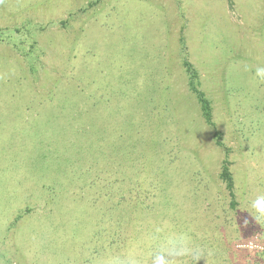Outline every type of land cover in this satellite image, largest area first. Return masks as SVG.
I'll use <instances>...</instances> for the list:
<instances>
[{
	"label": "rangeland",
	"instance_id": "obj_1",
	"mask_svg": "<svg viewBox=\"0 0 264 264\" xmlns=\"http://www.w3.org/2000/svg\"><path fill=\"white\" fill-rule=\"evenodd\" d=\"M262 69L264 0H0V264H264Z\"/></svg>",
	"mask_w": 264,
	"mask_h": 264
},
{
	"label": "trees",
	"instance_id": "obj_2",
	"mask_svg": "<svg viewBox=\"0 0 264 264\" xmlns=\"http://www.w3.org/2000/svg\"><path fill=\"white\" fill-rule=\"evenodd\" d=\"M184 66H185V70L187 72L188 75V86L190 88V90L194 93V95L196 96L199 105H200V109L202 112V116L205 120V122L212 126L213 122L211 119V107H210V103L209 100L205 97L204 92L198 87V81L197 80V72L196 70L193 68V66L191 65L190 62H188L187 60H184ZM218 132L214 133V135H217ZM217 144L220 145L221 143L219 141H217ZM219 177L220 179L225 182V186L230 194L231 197H233V179H232V175L231 172L229 171V168L227 166V163L224 162L221 168V171L219 173Z\"/></svg>",
	"mask_w": 264,
	"mask_h": 264
},
{
	"label": "clouds",
	"instance_id": "obj_3",
	"mask_svg": "<svg viewBox=\"0 0 264 264\" xmlns=\"http://www.w3.org/2000/svg\"><path fill=\"white\" fill-rule=\"evenodd\" d=\"M259 71L264 72V69L259 70ZM256 207H257L258 211L264 212V201H257Z\"/></svg>",
	"mask_w": 264,
	"mask_h": 264
}]
</instances>
